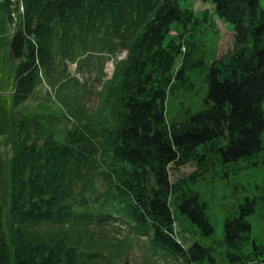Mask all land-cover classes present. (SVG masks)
<instances>
[{
    "label": "trees",
    "instance_id": "trees-1",
    "mask_svg": "<svg viewBox=\"0 0 264 264\" xmlns=\"http://www.w3.org/2000/svg\"><path fill=\"white\" fill-rule=\"evenodd\" d=\"M202 1L0 0L26 40L15 105L45 86L70 122L58 140L59 118L23 117L9 163L0 151V264H264V0ZM218 20L233 33L220 57ZM227 185L219 235L208 194Z\"/></svg>",
    "mask_w": 264,
    "mask_h": 264
},
{
    "label": "rangeland",
    "instance_id": "rangeland-1",
    "mask_svg": "<svg viewBox=\"0 0 264 264\" xmlns=\"http://www.w3.org/2000/svg\"><path fill=\"white\" fill-rule=\"evenodd\" d=\"M184 9L192 8L195 12L203 9H211L212 3L203 2L202 0H179ZM219 34L217 38H213L208 42V48L213 51L215 55L220 57L225 54L232 43V30L231 25H227L221 20H218ZM183 26L179 22L173 25V34L169 35L165 44L169 39L174 37L179 41L178 32L182 30ZM14 39V30L7 18H0V151L3 156L4 162L9 163L16 153L18 143V123L23 117L34 118L37 116H53L61 120L60 126L56 131V139L63 140L67 134L70 122L64 119V112L59 103H57L48 92L45 86L38 88L31 97L22 105L16 106L14 102L15 80L17 76V67L21 59L17 58L12 50V44ZM124 57L123 54L119 56ZM113 61H109L106 65V78L110 77V66ZM75 65L72 66L74 71ZM105 78V79H106ZM99 82L94 83V88H97ZM191 87L189 84L181 82H175L173 91H180L182 98L186 99L185 95L192 97L191 100L197 99V91L192 89L191 92L187 91V88ZM187 102H191L188 100ZM195 170L193 165H187L180 169L179 172H172L173 180L178 177L186 176ZM238 194H235V186H218L217 191L212 194H208L210 198V214L213 223L216 227L217 233L222 235L223 223L225 217L229 211V207H232L237 201ZM174 216L177 219L178 230L180 235H184V230L191 228V219L182 214L178 209L174 210ZM253 233L260 242H264V224L261 221H256L252 218ZM189 236V235H187ZM202 240L201 238H198ZM192 240V239H191ZM189 240L191 243L192 241ZM133 255H130L132 260ZM218 264H231L227 258L226 253H215ZM127 261V260H126ZM124 261V262H126ZM123 264V263H122ZM164 264V263H162ZM170 264V263H169Z\"/></svg>",
    "mask_w": 264,
    "mask_h": 264
},
{
    "label": "water",
    "instance_id": "water-1",
    "mask_svg": "<svg viewBox=\"0 0 264 264\" xmlns=\"http://www.w3.org/2000/svg\"><path fill=\"white\" fill-rule=\"evenodd\" d=\"M25 44H26V40H25V36L22 32H18L14 39H13V44H12V48H13V53L16 57L20 58L22 57V55L24 54L25 51ZM113 68H111V72H113ZM125 264H130L129 262H126Z\"/></svg>",
    "mask_w": 264,
    "mask_h": 264
},
{
    "label": "bare ground",
    "instance_id": "bare-ground-1",
    "mask_svg": "<svg viewBox=\"0 0 264 264\" xmlns=\"http://www.w3.org/2000/svg\"><path fill=\"white\" fill-rule=\"evenodd\" d=\"M12 50H13V48H12ZM22 57H23V55H22ZM22 57H20L19 59H21ZM18 58V57H17Z\"/></svg>",
    "mask_w": 264,
    "mask_h": 264
}]
</instances>
